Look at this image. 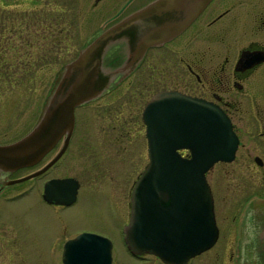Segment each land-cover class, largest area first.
Segmentation results:
<instances>
[{
    "label": "flooded vegetation",
    "instance_id": "af4514ba",
    "mask_svg": "<svg viewBox=\"0 0 264 264\" xmlns=\"http://www.w3.org/2000/svg\"><path fill=\"white\" fill-rule=\"evenodd\" d=\"M29 1L35 4L37 0ZM99 2L102 0H94L93 6L96 7ZM147 2L149 1L128 0L115 12L113 18L118 20ZM36 4L42 7L45 3L44 0H39ZM38 6L32 8L37 10ZM57 9L60 11L57 25L54 27L46 24L42 35L45 56L51 54L52 59L56 54L62 69L65 64L63 5ZM43 21L42 19L41 23ZM37 33L36 29L32 35L37 36ZM35 43L36 39H31V46ZM6 56L9 57V54ZM42 59L43 64L51 65L45 58ZM60 68H57V75ZM6 70L7 68H0V143L14 141L26 134L39 120L47 99L43 100L41 106L40 103L37 105L38 98L30 92L31 83L39 79L34 78L38 76L37 73L33 77L19 79L10 76V72ZM137 72L139 77L135 84L133 75ZM164 89L178 90L216 102L230 116L239 138L234 159L218 161L214 166H220H213L207 172L214 195L219 236L214 245L193 256L186 264H240L242 255L253 254V249H247V245L254 244L257 251V240L264 235V0H211L179 35L162 45L150 47L130 75L112 83L99 97L76 107L73 133L66 149L57 159L56 156L65 144V136L37 163L12 171L0 169L1 256L7 254L5 252L9 251L10 245L13 247L17 244L20 249L25 236L32 238L30 233L25 232V227V230L20 227L23 237L11 235L14 228H11L12 223L4 221L6 215L1 211L2 203L37 192L36 196L50 208L53 233L48 236L46 243L49 248L56 245V254L62 261L61 264H65L66 243L84 233L98 234L111 240L110 264H175L157 254L135 253L129 248L124 231L129 221L127 203L123 198L119 200L118 196L113 197L111 192L99 189L108 195L107 202L110 205L116 202V215L113 217L111 213L103 224L79 222L75 211L70 213L73 214L72 218L64 215L66 209L81 202L83 175L69 174L66 168L71 148L83 139L89 126L85 121L90 120L100 125L107 146L113 142L114 145L123 147L125 134L131 131L130 117L136 118L139 114L140 142L143 144L145 141L147 145L149 161L147 126L143 112L152 96ZM141 101L142 107L138 106ZM34 106L39 112L35 121H32ZM91 122L89 124L93 126ZM20 131L22 133L17 135ZM80 143L73 151L74 161L79 157ZM180 151L183 156H191L188 148L183 147ZM39 170H42L39 174L17 180ZM66 178L79 184L75 199L69 204L49 199L50 193H69L60 186L61 179ZM31 180L28 190L9 192L11 186ZM34 186L41 189L33 190ZM10 218L13 220V217ZM97 238L99 240L93 237L84 239L82 248L90 250L94 243H106L105 238ZM118 240L124 243L126 259H122L116 251ZM220 241L222 243L218 245ZM50 255L53 256L54 253ZM81 255L87 256V252Z\"/></svg>",
    "mask_w": 264,
    "mask_h": 264
},
{
    "label": "water",
    "instance_id": "95a60500",
    "mask_svg": "<svg viewBox=\"0 0 264 264\" xmlns=\"http://www.w3.org/2000/svg\"><path fill=\"white\" fill-rule=\"evenodd\" d=\"M210 1L150 0L87 40L62 67L36 124L20 138L0 143V169L12 171L37 163L65 136L57 159L73 133L76 107L130 75L150 47L179 35ZM143 118L150 160L132 189L125 238L135 253L151 252L168 262L186 264L219 236L207 172L218 161L234 159L239 138L219 104L178 90L156 92ZM183 147L190 150V157L183 156ZM78 185L71 178L61 179L60 186L69 193H50L48 198L69 204ZM96 236L106 243L82 248L84 239L99 240ZM111 247L110 239L84 233L66 243L64 263L110 264ZM86 252L87 256L81 255Z\"/></svg>",
    "mask_w": 264,
    "mask_h": 264
},
{
    "label": "rangeland",
    "instance_id": "374dc122",
    "mask_svg": "<svg viewBox=\"0 0 264 264\" xmlns=\"http://www.w3.org/2000/svg\"><path fill=\"white\" fill-rule=\"evenodd\" d=\"M127 1L102 0L94 7V0H44L45 4L41 7L36 3L31 4L29 0H0V68H7L6 71L10 72V76L19 79L33 77L32 75L37 73L38 76L34 78L39 79L37 82L31 83L30 92L36 95L37 105L40 103L41 106L57 76L61 73V61L57 59L56 54L52 59L50 58L51 54L48 57L45 56L46 49L42 35L46 24L54 27L57 25V18L60 15L57 8L61 5L64 8L62 18L65 29L63 53L65 63L77 56L87 40L98 35L101 30L113 23L116 20L113 18L115 12ZM32 6H38V9L36 10ZM42 19L44 21L41 23ZM36 29L38 35H32ZM31 39H36L33 46L30 44ZM12 40L14 43H11ZM7 54L9 57L6 56ZM42 58H45L51 65L43 64ZM57 68H60L58 75L56 74ZM138 77V72L133 75L135 84ZM142 104L141 101L138 106L142 107ZM38 112V108L35 109L34 106L31 115L32 121H35ZM140 118L139 114L136 118L130 117L131 131L125 134L123 147L119 144L114 145L113 142L108 143L107 146L100 125L90 120L85 121L90 127L87 126L83 139L71 148L66 168V172L69 174L83 175L82 186L84 188L81 191V202L64 211L66 218H72L73 214L70 213L75 211L77 221L99 225L103 224L111 213L114 217L116 202L114 201L110 205L111 203L107 202L108 195L100 190L111 192L113 197L118 196L119 200L120 198L125 199L128 218H130L132 189L138 174L148 161L147 145L145 141L143 144L140 142ZM21 133L20 131L17 135ZM79 142H81L79 145L80 154L77 153L79 157L74 161L73 151ZM219 166L217 164L214 167ZM24 172L22 171V173ZM224 181L227 184L226 179ZM31 182L32 180L24 181L11 186L9 192L28 190ZM39 186H34L33 190L41 189ZM36 195H38L37 192H32L26 196L15 198L9 203H2L1 211L6 215L4 221L12 223L11 228H14V233L11 235L23 237L24 234L20 232V227L22 229L25 227L28 230L24 229L25 232L30 233L32 238L28 239L29 236H25L20 249L16 244L13 247L10 245L9 251L5 252L6 255L1 256L2 252H0V264L62 263L56 254V245L49 248L46 243L48 236L53 233L51 217H49L51 216L50 208ZM219 214L220 211H218ZM10 217H13V220ZM27 241H31V243H27ZM221 243L220 241L218 245ZM257 243L259 247L257 251L254 249V244L246 246L247 249H253V254L242 255L240 264H264V235L257 240ZM115 248L122 259L127 258L122 241L118 240ZM50 253H54V255L51 256Z\"/></svg>",
    "mask_w": 264,
    "mask_h": 264
}]
</instances>
